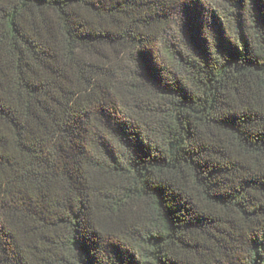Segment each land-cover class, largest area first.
Masks as SVG:
<instances>
[{
	"label": "trees",
	"instance_id": "obj_1",
	"mask_svg": "<svg viewBox=\"0 0 264 264\" xmlns=\"http://www.w3.org/2000/svg\"><path fill=\"white\" fill-rule=\"evenodd\" d=\"M0 264H264V0H0Z\"/></svg>",
	"mask_w": 264,
	"mask_h": 264
}]
</instances>
